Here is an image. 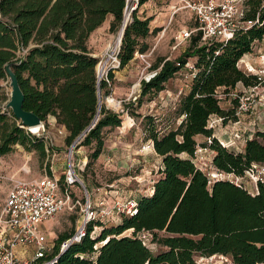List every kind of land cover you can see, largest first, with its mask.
Instances as JSON below:
<instances>
[{
  "label": "trees",
  "instance_id": "obj_1",
  "mask_svg": "<svg viewBox=\"0 0 264 264\" xmlns=\"http://www.w3.org/2000/svg\"><path fill=\"white\" fill-rule=\"evenodd\" d=\"M146 0H139L138 6ZM264 0H246L244 19L255 20L248 28L238 29L225 42L200 43V33H193L187 49L174 59L156 57L150 65L155 74L141 81L137 99L157 93L164 84L194 57L193 77L189 90L175 108L176 126L158 128L152 117L145 116V139L152 142L161 157L160 177L152 192L137 199L133 215L106 226L98 222L99 232L91 235L92 225L79 242L60 252L61 243L71 235L59 234L52 251L36 264H196V255H228L233 264H256L264 261V182L257 183V193L229 180L208 183L207 176L191 160L196 145L213 150L212 164L219 170L243 175L253 163L264 162V131L247 139L242 151L222 146L208 126L210 117L222 122L235 121L236 100L230 109L220 105L218 90L228 92L237 83L254 86L260 81L238 65L252 51L254 41L264 36ZM125 0H0V81L7 80L5 65L14 62L24 94L23 109L44 121L54 116L63 126L65 143L70 144L94 120L79 145H92L88 167L104 145V128L121 124V113L99 106V94L107 88L97 82V57L87 41L108 15L112 16V33L122 22ZM138 8V7H137ZM137 8L126 24L118 53L120 68L128 64L135 52L148 49L145 38L151 16L140 18ZM196 21V20H195ZM110 76H113L110 74ZM264 85V82L262 83ZM108 94V90L105 91ZM131 103L124 104L129 110ZM12 114L0 110V155L12 151L15 144L34 148L45 156L43 138L27 132ZM196 135L210 139L198 143ZM182 154H186L183 157ZM62 183V177L60 180ZM131 229L130 235L123 233ZM151 232V241L162 247L154 252L138 237ZM157 231L163 235L158 236ZM99 244V245H98ZM97 246L96 248L94 246Z\"/></svg>",
  "mask_w": 264,
  "mask_h": 264
},
{
  "label": "built area",
  "instance_id": "obj_2",
  "mask_svg": "<svg viewBox=\"0 0 264 264\" xmlns=\"http://www.w3.org/2000/svg\"><path fill=\"white\" fill-rule=\"evenodd\" d=\"M166 1H169L171 17L181 10H187L193 14L197 23L195 27L190 29L183 28L174 35V48L189 40L191 35L197 32L200 33V43L225 42L233 37L238 29L248 28L258 22V18L255 20L243 18L246 0ZM138 2L139 0H125L120 30L131 20L132 12L138 7ZM262 6H264V1ZM117 36L107 43L102 53L96 56L95 72L97 80L103 81L107 87H111L113 82V76H110V74L114 75V72L120 69L118 53L121 36L120 38ZM138 56L146 63L147 67L150 66L147 54L139 53ZM261 57V66L259 65L257 68L254 65L247 64L245 61L243 62L246 71L255 74L260 82L254 86H243L244 88L240 91L234 89L230 93L232 98L237 100L234 112L236 117L249 113L255 106H260L264 110V85L262 84L264 82V55ZM239 61L243 60L240 59ZM245 69L243 70L245 71ZM154 74L155 71L144 78L145 81L149 80ZM5 103L1 105L0 110L11 115L12 113L5 108ZM119 105L120 101H117L116 106ZM94 123H91L68 145L62 183H60L61 179L59 177L46 172L39 177H21L19 175L8 177L9 187L0 211V264H36L37 260L47 255V251L51 248L46 244V234L42 231V224L60 212L73 211L77 204L80 206V223L75 232L61 243L60 251L73 242H79L85 236L89 225H92V229L100 228L96 223H104L105 221L117 223L121 215H133L136 213L137 199L123 196L118 188L115 189L112 202L109 205L102 198L98 202L93 203L87 195L85 200L80 202L73 195L71 189L73 186L80 187L82 185L85 189L79 174V170H83L84 163L75 162V149L86 132L94 126ZM20 126L22 127V124ZM24 129L33 135L42 134L41 138L45 142V151L48 152V147H52V139L45 134L44 125H41L36 133L31 132L29 128ZM58 132L66 135L63 126H59ZM231 136L232 141L219 139L218 137L217 139L222 146L231 147L236 151L239 149V144H236V141L247 140L239 129H235ZM207 143H210L209 138ZM147 146L152 148V142L147 143ZM207 150V146L197 144L190 158L194 165L205 173L209 184L216 180H229L236 185L243 186L251 194L257 193V183L264 182V162L253 163L245 170L243 175H235L217 169L212 164V157L207 159L204 156ZM211 153H213V150H211ZM21 170L24 173H30L29 168L21 167ZM245 178L250 183L248 187L245 185ZM85 191L87 190L85 189ZM92 233L93 230L91 235ZM138 237L144 245L151 250L153 249L151 245H154V243L151 241L152 235L150 231L142 230L139 232ZM18 246L22 247L23 253L26 252L27 247H33L34 252L30 257L22 258L16 252V247ZM94 247L96 248L97 246L95 245ZM215 258L217 262H213ZM54 259L55 257L41 264L52 262ZM195 262L196 264H233L231 258L223 254L196 255ZM256 264H264V261Z\"/></svg>",
  "mask_w": 264,
  "mask_h": 264
},
{
  "label": "rangeland",
  "instance_id": "obj_3",
  "mask_svg": "<svg viewBox=\"0 0 264 264\" xmlns=\"http://www.w3.org/2000/svg\"><path fill=\"white\" fill-rule=\"evenodd\" d=\"M137 16L140 18H152L163 14L165 23L162 26L156 27L152 30L146 38L148 49L143 52L148 55L150 65L156 57H166L174 59L182 52H184L190 41L182 42L178 47L174 48V35L181 29H190L197 25L195 17L190 11L181 10L175 13L172 17L169 13V1L166 0H146L142 5L137 8ZM150 25V23H149ZM151 30V27H150ZM120 27L112 32V40L118 35ZM252 55L256 56L258 51H262L260 56L264 55V36L259 41H254L252 46ZM139 52L134 53V57L127 64L126 73L130 75V83L126 92L128 95L121 93L115 96L111 87H107L100 92L101 104H105L108 108L116 113H121V124L117 127L104 128V142L110 154L106 159L94 160L88 167L86 163L89 160V154L92 151V145H78L75 149L74 159L77 163H84L83 170H79V174L83 181L84 187L73 186L71 189L75 199L80 202L85 200L88 195L91 202L96 203L104 196L106 191L112 190L114 195L115 189H119L123 196L136 198L141 194H149L153 182L160 177L159 167L160 158L153 154L152 148H146L147 142L145 137V116L152 117L158 125V128L169 127L170 125L176 126L179 119L175 117V108L182 95L186 94L189 90L190 83L193 77V64L194 57H188L187 62L183 68L174 74L165 84L164 89L157 93H150L144 95L140 104H137V99L141 91V81L153 73L154 70L138 56ZM99 55V54H98ZM96 55V56H98ZM262 59V57L260 58ZM244 61H239V67L244 68ZM261 66V65H260ZM258 67V66H254ZM246 71V69H245ZM246 73H248L246 71ZM136 89H133L135 84ZM236 89H229L228 92L223 88L218 90V98H220V105L224 109H230L234 105V99L230 93ZM108 90V94L105 91ZM10 87L6 80L0 81V107L6 102L9 97ZM113 97L114 100L120 101V105L116 106L106 101L107 97ZM237 102V100H236ZM131 103L130 111H123L124 104ZM237 105V103H235ZM233 121L228 120L226 123L218 116H212L209 119L208 126L213 128L214 136L219 139H224L225 130L230 129ZM232 127V126H231ZM59 125L53 122L51 117H47L46 125L44 123L45 134L52 139V147H48V152L45 151V156L41 159L38 151L34 148L27 149L21 144H15L11 152L0 155V211L4 202L6 191L9 187L8 177L11 175H19L21 177H39L44 174H54L56 177L63 176L65 169V162L67 159L68 144L65 143V135L59 134ZM228 134V133H226ZM42 137L41 135H35ZM228 140V139H227ZM198 143L207 141L206 137L201 136L198 138ZM109 147V148H108ZM230 148V147H229ZM117 149L118 151H114ZM114 151V155L112 154ZM108 152V153H109ZM213 153L208 148L205 157L210 159ZM21 167L29 168L30 173H24ZM245 185L248 187L250 183L246 181ZM101 197V198H100ZM109 205V204H108ZM80 221V206L73 211H63L48 219L42 224V231L46 234V244L51 248L47 251L49 254L52 251L54 242L59 234L67 233L72 235L79 225ZM106 226L113 225V221H105ZM97 225V223H96ZM99 226V225H98ZM98 227L93 228L92 235L99 232ZM131 229L125 231L124 235H130ZM158 236L163 235L162 231H157ZM151 245L154 252L162 249L160 245L155 242ZM99 245V244H98ZM213 262H217L216 258Z\"/></svg>",
  "mask_w": 264,
  "mask_h": 264
},
{
  "label": "crops",
  "instance_id": "obj_4",
  "mask_svg": "<svg viewBox=\"0 0 264 264\" xmlns=\"http://www.w3.org/2000/svg\"><path fill=\"white\" fill-rule=\"evenodd\" d=\"M169 13L171 14L170 8H169ZM146 16H151V15L147 14ZM111 21H112V16L108 15L106 19L104 20V22L90 34L88 41H87V45L93 56H96L102 53L107 43L112 40L113 38L112 33L109 31V26H110ZM149 23H150L149 26L151 27V31H152V29L162 26V24L165 23V18L163 14H161L160 16L152 18V20ZM259 54H262V51H258V54L256 56H251L252 52H249V53L244 54L241 60L245 61L249 65L259 66L262 62ZM125 67H127V64L124 67L114 72L113 82H112V86H113L112 92L115 96H118L121 93H125L126 95H128L129 93V92H126V89H128V85L131 79H130L129 73H126ZM235 88H240V90H242L244 87L242 83L239 82L236 84ZM49 117H51L52 121L55 122L54 116H49ZM235 129H239L243 133L244 137L247 139L252 138L256 131H264V110L260 106H255V108L249 113H245V114H242L236 117V120L231 123L230 129L223 131L225 132L224 139L225 140L229 139L232 141L233 139L231 138L232 137L231 134ZM201 136L202 135H196L195 138L197 142H199L198 138ZM245 142L246 140L236 141V144H239V149L237 151L243 150ZM147 143H150V141H148ZM146 148H150V147L146 146ZM230 149H233V148L230 147ZM114 151H118V150L115 149ZM114 151L113 150L111 151L113 152L112 153L113 155H114ZM108 152L109 151L104 142V145L98 157V160H103L109 157L108 155L110 154V152L109 153ZM151 152L155 154L156 156H158L154 152L153 149ZM182 156L186 157L187 155L182 154ZM159 158H160V164H161V157L159 156ZM106 192L107 193H105L104 196H102V199H104L106 203L110 204L112 202L113 192L112 190H108ZM151 192L152 190H150V193ZM142 195H145V194L138 195L136 199H138ZM16 252L20 257L27 258L32 255L34 250H33V247H27L26 252L23 253L22 247L18 246L16 247Z\"/></svg>",
  "mask_w": 264,
  "mask_h": 264
},
{
  "label": "water",
  "instance_id": "obj_5",
  "mask_svg": "<svg viewBox=\"0 0 264 264\" xmlns=\"http://www.w3.org/2000/svg\"><path fill=\"white\" fill-rule=\"evenodd\" d=\"M126 26V25H125ZM124 28L121 30V38L124 32ZM15 64L14 62L7 63L5 65L4 71L5 75L8 80V85L10 87L9 91V97L5 103V108L9 110L12 115L20 121L22 124V127L24 128H30L32 126L38 125H44V121L40 119L38 115L33 113L32 111H27L23 109V100H24V94L20 88L17 75L15 74L12 66ZM99 82V80H97ZM99 106L101 103L100 94H99ZM98 113H96L94 120L92 124L97 120ZM61 250L60 252H62Z\"/></svg>",
  "mask_w": 264,
  "mask_h": 264
},
{
  "label": "bare ground",
  "instance_id": "obj_6",
  "mask_svg": "<svg viewBox=\"0 0 264 264\" xmlns=\"http://www.w3.org/2000/svg\"><path fill=\"white\" fill-rule=\"evenodd\" d=\"M120 36H121V30L119 31V33H118V38H120ZM138 84L136 83L134 86H133V89H136V86H137ZM106 101L108 102V103H112V104H114V105H117V102L114 100V98L113 97H107L106 98ZM39 127L40 126H38V125H35V126H32V127H30L29 128V130L31 131V132H33V133H36L37 131H38V129H39ZM152 190V189H151Z\"/></svg>",
  "mask_w": 264,
  "mask_h": 264
}]
</instances>
